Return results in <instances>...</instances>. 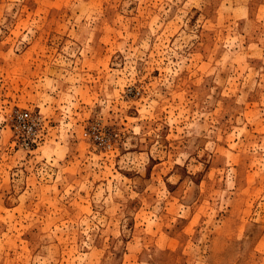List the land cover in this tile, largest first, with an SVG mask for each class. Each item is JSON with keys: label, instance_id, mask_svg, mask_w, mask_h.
<instances>
[{"label": "rangeland", "instance_id": "374dc122", "mask_svg": "<svg viewBox=\"0 0 264 264\" xmlns=\"http://www.w3.org/2000/svg\"><path fill=\"white\" fill-rule=\"evenodd\" d=\"M0 264H264V0H0Z\"/></svg>", "mask_w": 264, "mask_h": 264}, {"label": "built area", "instance_id": "2783aa9c", "mask_svg": "<svg viewBox=\"0 0 264 264\" xmlns=\"http://www.w3.org/2000/svg\"><path fill=\"white\" fill-rule=\"evenodd\" d=\"M16 126L19 128L21 134L25 133L27 137L35 135V116H32L27 111L16 112L15 115ZM34 139V138H31Z\"/></svg>", "mask_w": 264, "mask_h": 264}]
</instances>
